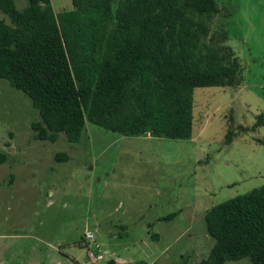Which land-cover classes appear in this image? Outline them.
Here are the masks:
<instances>
[{
  "label": "rangeland",
  "instance_id": "rangeland-1",
  "mask_svg": "<svg viewBox=\"0 0 264 264\" xmlns=\"http://www.w3.org/2000/svg\"><path fill=\"white\" fill-rule=\"evenodd\" d=\"M51 1L56 14L72 8L71 0ZM217 2L220 12L208 23L229 34L243 81L195 88L190 138L124 135L87 120L78 142L64 133L40 140L31 127L38 110L0 77V264H197L208 257L215 240L206 212L264 185V125L253 127L264 115V0ZM0 19L8 20L1 10ZM89 250L101 257L93 260Z\"/></svg>",
  "mask_w": 264,
  "mask_h": 264
},
{
  "label": "trees",
  "instance_id": "trees-1",
  "mask_svg": "<svg viewBox=\"0 0 264 264\" xmlns=\"http://www.w3.org/2000/svg\"><path fill=\"white\" fill-rule=\"evenodd\" d=\"M71 2L56 14L51 0L24 9L0 0L8 18L0 19V77L38 110L31 127L40 140L64 133L78 142L87 120L124 135L187 139L195 88L243 81L229 34L208 23L217 0ZM263 125L259 114L253 127ZM235 135L230 125L227 142ZM205 222L215 243L197 264H264V185L214 205Z\"/></svg>",
  "mask_w": 264,
  "mask_h": 264
},
{
  "label": "built area",
  "instance_id": "built-area-1",
  "mask_svg": "<svg viewBox=\"0 0 264 264\" xmlns=\"http://www.w3.org/2000/svg\"><path fill=\"white\" fill-rule=\"evenodd\" d=\"M86 239L89 241V242H93L95 240V236L94 234L91 232V231H87L86 232ZM89 256L94 260L96 259L97 257H101V256H95L94 252L92 250H89Z\"/></svg>",
  "mask_w": 264,
  "mask_h": 264
},
{
  "label": "crops",
  "instance_id": "crops-1",
  "mask_svg": "<svg viewBox=\"0 0 264 264\" xmlns=\"http://www.w3.org/2000/svg\"><path fill=\"white\" fill-rule=\"evenodd\" d=\"M71 261H72L71 264L74 263L73 261H75L76 264H79V262L76 261L74 258H71Z\"/></svg>",
  "mask_w": 264,
  "mask_h": 264
}]
</instances>
